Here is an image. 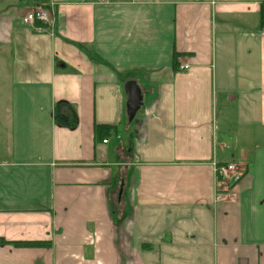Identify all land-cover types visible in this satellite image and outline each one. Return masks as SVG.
<instances>
[{
  "label": "crops",
  "instance_id": "0c3cea01",
  "mask_svg": "<svg viewBox=\"0 0 264 264\" xmlns=\"http://www.w3.org/2000/svg\"><path fill=\"white\" fill-rule=\"evenodd\" d=\"M36 1L0 0V264H264V0Z\"/></svg>",
  "mask_w": 264,
  "mask_h": 264
},
{
  "label": "built area",
  "instance_id": "2783aa9c",
  "mask_svg": "<svg viewBox=\"0 0 264 264\" xmlns=\"http://www.w3.org/2000/svg\"><path fill=\"white\" fill-rule=\"evenodd\" d=\"M107 2H109V0H107ZM24 22L31 25L32 27H37V22L43 23L47 25V27L40 30H48V28H52V26L56 24V14H52L46 9L34 8L24 17ZM187 67V65H180L179 70H185ZM103 142L104 144H107L109 143V140L105 139ZM217 172L221 179L227 184H236L241 179L238 174L237 165L233 163L219 165Z\"/></svg>",
  "mask_w": 264,
  "mask_h": 264
},
{
  "label": "trees",
  "instance_id": "16d2710c",
  "mask_svg": "<svg viewBox=\"0 0 264 264\" xmlns=\"http://www.w3.org/2000/svg\"><path fill=\"white\" fill-rule=\"evenodd\" d=\"M37 4H44L43 0L41 1H36ZM264 18V15H263ZM37 27L41 28H46L47 25L43 23H36ZM181 54L175 51L174 56H173V67L176 69L178 67V58ZM65 105H61L63 108ZM113 132L114 134L118 133V126H111V125H98L96 126V138L98 137H106L107 135L110 136L109 133ZM112 209L117 213L118 217L121 218L124 214L125 209L123 208H118L117 204H112L111 205ZM16 247H47L50 246V244H46L45 242H23V243H14Z\"/></svg>",
  "mask_w": 264,
  "mask_h": 264
},
{
  "label": "water",
  "instance_id": "95a60500",
  "mask_svg": "<svg viewBox=\"0 0 264 264\" xmlns=\"http://www.w3.org/2000/svg\"><path fill=\"white\" fill-rule=\"evenodd\" d=\"M125 91L128 97L127 102V116L128 121L132 123L141 107L143 106V94L135 81H129L125 85Z\"/></svg>",
  "mask_w": 264,
  "mask_h": 264
}]
</instances>
